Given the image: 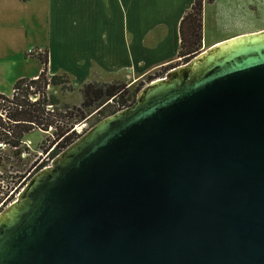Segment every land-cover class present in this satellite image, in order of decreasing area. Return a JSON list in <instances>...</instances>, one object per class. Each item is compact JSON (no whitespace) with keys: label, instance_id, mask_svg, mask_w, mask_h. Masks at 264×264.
<instances>
[{"label":"water","instance_id":"1","mask_svg":"<svg viewBox=\"0 0 264 264\" xmlns=\"http://www.w3.org/2000/svg\"><path fill=\"white\" fill-rule=\"evenodd\" d=\"M0 264H264V31L194 57L34 175Z\"/></svg>","mask_w":264,"mask_h":264},{"label":"crops","instance_id":"2","mask_svg":"<svg viewBox=\"0 0 264 264\" xmlns=\"http://www.w3.org/2000/svg\"><path fill=\"white\" fill-rule=\"evenodd\" d=\"M14 9L32 5L24 19L32 29L23 37V47L17 56L27 58L30 47L48 50V74H67L74 88L90 81L112 83L121 81L130 85L154 71L178 60L180 22L194 0H13ZM217 7V17L224 12L225 22L236 23L243 9V0H214L204 6ZM12 15V13H11ZM23 23V22H22ZM37 24L39 28H37ZM40 30L41 36H38ZM10 31L3 33L12 35ZM233 34L215 41L201 53L216 44L232 38ZM28 77L37 76L42 65ZM186 64H182L184 66ZM177 66L176 68H179ZM173 68L172 70H175ZM68 93V92H67Z\"/></svg>","mask_w":264,"mask_h":264},{"label":"trees","instance_id":"3","mask_svg":"<svg viewBox=\"0 0 264 264\" xmlns=\"http://www.w3.org/2000/svg\"><path fill=\"white\" fill-rule=\"evenodd\" d=\"M212 2L214 0H194L181 19L179 63L169 68L186 64L201 53L204 6ZM32 57L41 63L40 73L35 77L19 78L13 84L10 95L0 93V212L47 162H32V152L25 143L27 134L36 129L45 132L52 130L53 139L40 148L53 159L82 136L76 132L75 125L101 113L109 104V99L117 104L110 114L130 105L128 98H125L129 86L121 81L87 82L81 88L83 100L80 105L63 102L49 88L58 87L63 94L73 91L75 88L68 75L48 74L47 49ZM153 78L149 76L150 80ZM23 154L25 157H22Z\"/></svg>","mask_w":264,"mask_h":264},{"label":"rangeland","instance_id":"4","mask_svg":"<svg viewBox=\"0 0 264 264\" xmlns=\"http://www.w3.org/2000/svg\"><path fill=\"white\" fill-rule=\"evenodd\" d=\"M243 5V9H240L238 15L236 16V23L229 24L223 19L222 14H224V12H221L219 17L216 16L218 10L217 7L219 5L207 7L206 13H204L203 48H206V46H209V44L215 41L229 38L235 33L243 34L246 37L264 31V0H243ZM31 6L32 5H26L24 9L17 10L14 9L15 6L13 0H0V93L6 95H10L12 93L13 84L19 78L28 77L30 74L36 71L37 67L40 65L36 59L30 58L31 56L25 58L24 56L21 57L16 55L18 48L23 47V37L25 38L27 33L29 35L33 33L32 29L27 27L29 26L26 24L27 22L24 21V19L30 15L32 8ZM37 28H39L38 24ZM6 31H10L13 34L3 37V33ZM36 31L38 32V36L34 35V38L39 39V36H41L39 33L40 30L35 29V32ZM232 40V38L224 40L215 46H219ZM42 52H44L43 49L41 53ZM176 63H179V58L169 66H172ZM181 65L182 64H180V66ZM169 66L162 67L154 71L152 74L147 75L145 78L133 85L127 83L129 86V93L125 95V98H128L129 100L128 102L130 105L128 107L132 105L138 94L142 90L146 89L148 85L158 79L166 78L173 69L169 68ZM149 76H154V78L150 80ZM49 91L60 96L63 102H66L70 105H80L83 100L81 88L79 87L64 94L61 93L59 88L55 86H51ZM107 102L109 104L106 105L102 111H100L101 113H96L87 121L76 124V132L81 133L82 136H84L102 120L128 108L126 107L116 111L113 114H110L112 110L117 108V104L114 103L112 99H109ZM79 126L84 127L80 128ZM53 137L54 135L52 130L45 132L39 129H36L26 135L25 143L32 152V162L35 161L36 164H39L42 161H47L45 166L35 172L33 176L42 171L54 159L50 158L48 154L43 153L42 149L40 148L41 146L49 144ZM22 157H25V154H23Z\"/></svg>","mask_w":264,"mask_h":264},{"label":"built area","instance_id":"5","mask_svg":"<svg viewBox=\"0 0 264 264\" xmlns=\"http://www.w3.org/2000/svg\"><path fill=\"white\" fill-rule=\"evenodd\" d=\"M41 51L42 50L40 48L30 47L26 50V54L27 56H33V55H37L38 53H41Z\"/></svg>","mask_w":264,"mask_h":264},{"label":"bare ground","instance_id":"6","mask_svg":"<svg viewBox=\"0 0 264 264\" xmlns=\"http://www.w3.org/2000/svg\"><path fill=\"white\" fill-rule=\"evenodd\" d=\"M80 128H82V127H84V126H79ZM79 130H81V129H79Z\"/></svg>","mask_w":264,"mask_h":264}]
</instances>
